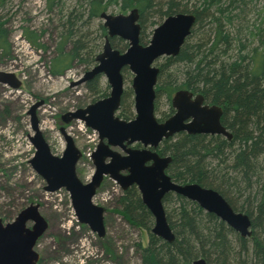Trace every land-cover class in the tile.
<instances>
[{
    "label": "rangeland",
    "instance_id": "obj_1",
    "mask_svg": "<svg viewBox=\"0 0 264 264\" xmlns=\"http://www.w3.org/2000/svg\"><path fill=\"white\" fill-rule=\"evenodd\" d=\"M231 1L222 0L221 2L228 10L227 19L225 14L219 16L225 21L224 23L231 22L235 30H239L245 37L250 38L247 30L252 33L258 32L264 37V0H235V6L231 4ZM193 2L194 0L187 2L188 10L193 9ZM100 3L105 7L100 12L111 15L127 14L132 9H121L120 0H100ZM182 3L186 1L182 0ZM91 5L92 0H55L49 8L47 0H0V29L6 31L8 45L6 49L0 48V72L12 73L20 82L18 88H12L7 83H0V219L4 223L11 222L17 213L28 204H40L39 211L49 220V229L37 241L35 250L42 260L46 261L45 264H82L79 258L84 260L83 264H95L97 260L103 258V264H141V253L137 243H141L143 247L147 246L149 228L153 219L149 217L148 222L144 221L145 224L142 226L133 225L124 219L116 210L121 189L115 182L105 177L96 192L94 201L106 208L104 214L106 234L98 240L87 226L77 222L68 192L63 188L55 192L44 191L45 181L29 163L35 149L28 138L33 134L28 111L33 105L38 104L35 109L39 122L38 127L43 131L50 151L55 155L62 154L65 141L60 127H64L82 153L76 164L79 179L87 182L94 171L91 153L98 143L97 133L80 119L65 124L61 116L68 111L84 108L108 95L107 80L103 75L96 82L93 80L79 82V80L96 65L95 58L102 52L105 37L111 47L120 52L126 50L128 41L119 36H107V29L103 26L104 19L100 18V15H90ZM69 14L72 15L73 30L62 52H70L73 47L72 43L76 39L81 41L82 46L77 50L78 57L73 58L66 69L60 74H53L52 60L60 53L58 46L65 38L62 36L67 34L65 20L68 19ZM148 14L149 11L145 14L146 18L141 26L139 42L142 45L149 43L154 28L166 17L151 16V12ZM208 26L203 25L201 31H209ZM27 32H33V37L37 36L35 43L28 41ZM194 36L197 35L194 34ZM194 40L195 38L192 37L191 42ZM252 45L256 46L257 43L253 41ZM166 57L173 56H161L154 63L162 69V74L158 77L155 86L154 101V116L159 122H163L173 114L170 89L167 84H161L160 87L159 83L163 80L170 81L177 78L175 84L180 85L182 83L180 73L185 66L184 63L168 65ZM132 76L133 74L127 69L123 71L124 96L127 98V103L126 106L122 104L116 111L117 114L123 110L128 111L129 117L125 118L126 120L134 118ZM196 93L204 97L203 94ZM206 102L216 105L207 99ZM222 126L226 127L224 130L226 129V132L233 137V130L228 128L226 123ZM192 135L184 131L175 133L161 142L157 150L163 156L172 157V154L176 152V143H187ZM206 136L208 140V136L217 137L216 134L210 133ZM237 136L233 147L235 154L236 150L240 151L241 147L240 133H237ZM113 150L124 154L117 147ZM231 159L225 160V164H220L216 159H206L204 165L190 168V171L196 172L200 178L199 180L193 179L194 182H190L191 179L187 172L177 174L178 170H174L172 162L168 166L167 174L173 183L180 186L184 185L181 183H195L203 188L217 190L231 203L235 211L244 212L249 219L248 234L245 236H241L217 217L223 222L220 232L227 238L226 246L230 245L228 263L264 264V253L263 255L259 252L255 253L256 248L264 252V218L259 217L257 208L261 200L260 189L264 188V147L249 160L253 170H248L247 179H251L253 189L247 188L248 182L242 174V169L241 173H232L236 181L232 190L236 196L229 192L231 180H234L229 179L231 173L227 172L226 176L219 175L221 177L219 180L216 179L218 174H215L218 169L229 171L228 167L232 164ZM191 165L195 166V163L191 162ZM223 186L226 190L222 189ZM238 193H241L240 197L237 196ZM178 194H170L169 201L162 203L166 221L174 237L177 228L182 224L181 216L188 214L193 221L197 222L200 219L206 223L210 213L202 209L194 200ZM253 197L255 199L252 200V205H249V199ZM52 225L57 226L59 231H52L50 229ZM184 229L179 230L183 236L185 235V240L190 239L193 245L189 264L199 258H203L206 264H223L224 260L222 262L221 258L215 254H206L204 257L201 246H204L205 250H209L211 246L204 242L199 243ZM203 233L205 236L210 234L207 229ZM239 238L245 240L244 243ZM64 247L65 251L61 252ZM65 261L68 262L65 263ZM40 264L44 263L41 261Z\"/></svg>",
    "mask_w": 264,
    "mask_h": 264
},
{
    "label": "water",
    "instance_id": "obj_2",
    "mask_svg": "<svg viewBox=\"0 0 264 264\" xmlns=\"http://www.w3.org/2000/svg\"><path fill=\"white\" fill-rule=\"evenodd\" d=\"M138 17L136 8H132L127 14L100 13L107 36H119L127 40L128 47L124 52L113 49L105 37L102 52L95 58L96 65L79 82L102 73L110 87L109 94L84 108L68 111L61 116L65 124L80 119L98 134V143L91 153L94 167L91 179L83 182L77 176L76 164L82 153L64 127H60L65 141L62 154L55 155L50 151L38 127L35 114L38 104L28 111L33 131L29 140L35 149L29 163L45 181L43 189L46 192H55L61 188L68 192L77 220L99 237L105 234V208L93 203L92 198L106 175L122 189L131 184L137 185L143 204L154 217L152 232L167 242H171L174 235L166 221L161 197L170 190L194 200L202 209L214 213L241 236H245L249 226L247 215L235 212L213 189L203 188L195 183L182 186L173 183L164 172L170 158L147 148H153L161 139L181 131L189 134L225 132L220 123L221 108L202 104V95L193 96L186 89L174 93L172 106L175 112L169 118L159 122L154 116V85L159 69L153 63L161 56H175L179 52L190 33L195 16L190 13L166 16L154 28L147 45L139 42L141 26L137 22ZM123 67H127L133 74L131 88L134 118L130 120L115 114L123 92ZM0 83H7L12 88L20 86L14 75L7 72H0ZM133 142L140 143L142 148L128 147ZM109 146L118 147L125 154L122 155ZM148 161H151L149 165L146 164ZM120 171H126V174H121ZM38 206L37 203L27 205L11 222L4 224L0 219V264H36L38 254L34 246L47 227ZM28 222L32 223L30 227L27 226ZM192 264L206 262L199 258Z\"/></svg>",
    "mask_w": 264,
    "mask_h": 264
},
{
    "label": "trees",
    "instance_id": "obj_3",
    "mask_svg": "<svg viewBox=\"0 0 264 264\" xmlns=\"http://www.w3.org/2000/svg\"><path fill=\"white\" fill-rule=\"evenodd\" d=\"M54 1L47 0L49 8ZM183 1L186 3H182V0H120V7L123 10L135 7L140 14L141 24L148 11L149 14L151 12V16L157 15L160 18L176 13H191L195 16L190 34L184 40L179 52L173 57H166L168 65L185 64L180 73L182 83L180 85L175 84L177 78H174L170 81L163 80L159 86L167 84L170 93L179 87L187 88L203 94L208 101L221 105L223 107V121L228 128L233 130V137L227 141L223 138L208 136V140L206 135L193 134L187 143H176V152L172 154V167L174 170H178L177 174L179 175L187 172L191 179L190 182H194L193 179L199 180L200 178L196 172L192 173L190 168L204 165L206 159H216L220 164H225V160L232 158V164L228 167L230 168L229 171L218 169L215 174H218L216 179L219 180L221 178L219 175L226 176L227 172L231 173L229 179L234 180L229 182V192L235 195L232 188L236 181L232 173L236 172L235 174H237L243 171L242 174L247 179L248 170H253L252 164L249 162L250 157H255L264 147V37L258 32L252 33L249 30H247V34L250 35V38L245 37L239 30H235L236 28L231 22L229 24L224 23L225 21L219 16L225 14L227 19L228 10L221 4L222 0H194L192 10L187 9L189 0ZM235 2L233 0L231 4L235 6ZM103 8L105 7L101 5L100 0H92L90 15L99 16ZM67 18L65 20L67 34L62 36L65 38L59 43L58 50L60 53L52 60L51 71L53 74H60L66 69L70 61L78 57L77 50L82 46L81 41L76 39L72 43L73 47L70 52H62L63 46L67 38H70L73 30L72 15L69 14ZM203 25H209L210 30L201 31ZM32 34L33 32H27V39L29 42L35 43L37 36L33 37ZM192 37L195 38L193 42H191ZM253 41L257 43L256 46L252 45ZM7 46L6 31L0 29V48L6 49ZM161 74L162 69L159 76ZM126 100L127 98L123 96L122 104L125 106ZM119 116L127 118L129 113L123 110ZM237 133H240L241 147L239 146L240 151L236 150L235 154L233 147ZM191 162L195 163V166L191 165L194 167L190 166ZM222 172L224 173L222 174ZM247 182V188L253 189L250 178L247 179ZM222 189L226 190L225 186ZM260 192L261 200L257 208L259 217L264 218L263 187ZM240 194L238 193L237 196L240 197ZM222 197L227 203L229 202L224 196ZM254 199V197L249 199L248 204L252 205ZM117 206L116 210L131 224L142 226L145 224L144 221L148 222L149 220L148 210L142 205L132 187L126 189L123 195L117 199ZM237 212L244 213L242 211ZM181 218L182 224L177 228L173 241L166 242L149 234L147 246L143 247L139 244L141 264H177L178 262L189 264L193 245L190 239L189 241L185 240V235L181 234L179 229L182 230L183 228L199 243L204 242L211 246L209 247L210 251L201 246L204 257L206 254H215L221 258L222 262L224 260L223 264H229L230 245L226 246L227 238L220 232L224 221L218 220L211 213L208 214L206 223L200 219L195 222L189 218L188 214L181 216ZM206 229L210 234L205 236L203 231ZM240 241L244 243L245 240L240 239ZM260 250L256 248L255 253L259 252L263 255L264 252Z\"/></svg>",
    "mask_w": 264,
    "mask_h": 264
},
{
    "label": "flooded vegetation",
    "instance_id": "obj_4",
    "mask_svg": "<svg viewBox=\"0 0 264 264\" xmlns=\"http://www.w3.org/2000/svg\"><path fill=\"white\" fill-rule=\"evenodd\" d=\"M139 13V12H138ZM139 24H140V26H143L142 24H141V22H140V14H139V17H138V21H137ZM193 26V25H192ZM191 29H192V27H191ZM191 31V30H190ZM141 32V31H140ZM190 34V33H189ZM189 36V35H188ZM187 36V37H188ZM186 37V38H187ZM185 38V39H186ZM156 62V60L154 61V63ZM154 63H153V66H155V67H157L158 69H159V72H158V75H157V78H156V82H157V79H158V77H159V75H160V70H161V68H159L158 66H156V65H154ZM128 70L129 72H130V70L127 68V67H123L122 69H121V75H122V80H123V92H122V95H121V98H120V104H119V107L122 105V99H123V96H124V77H123V71L124 70ZM131 73V72H130ZM132 74V73H131ZM103 74L101 73V74H97V75H95L93 78H91L90 80H93L94 82H96L97 80H98V78L100 77V76H102ZM104 76V75H103ZM105 77V76H104ZM156 82H155V85H154V93H155V97H156V88H155V86H156ZM107 87H108V90L110 91V87H109V85H108V83H107ZM180 89H186V90H188V91H190V92H192L193 93V96L194 95H196L197 93L196 92H193V91H191V90H189V89H187V88H182V87H179V88H176L175 90H173L171 93H170V95H171V97H170V102H171V107L173 108V106H172V97H173V95H174V93L177 91V90H180ZM131 91H132V88H131ZM108 94H109V92H108ZM132 94H133V92H132ZM107 95V94H106ZM155 97H154V101H155ZM203 97V96H202ZM133 100V99H132ZM133 102V101H132ZM154 103V102H153ZM204 103H206V105L208 104L207 102H206V99H205V97H203V101H202V104H204ZM133 104V103H132ZM208 105H212V104H208ZM216 105H219V104H216ZM220 106V108H221V115H220V123H224V121H223V107L221 106V105H219ZM119 109V108H118ZM134 109V108H133ZM153 112H154V110H153ZM175 112V109L173 108V113ZM117 116H119V114H117V113H115ZM120 118H124V117H121V116H119ZM125 119V118H124ZM72 121V120H71ZM70 121V122H71ZM187 121H189V120H187ZM186 121V122H187ZM221 124V125H222ZM38 126H39V122H38ZM224 126V125H223ZM224 128H226V127H224ZM225 132H219V133H214V134H216V136L218 137V138H223L224 140H227V141H230L231 139H232V136L229 134V133H227L226 132V129L224 130ZM42 132V135H43V131H41ZM96 132V131H95ZM181 132H183V131H181ZM184 132H186V131H184ZM97 133V132H96ZM177 133H179V132H177ZM187 133V132H186ZM189 134V133H188ZM199 135H207V133H200ZM43 137H44V135H43ZM28 138H29V136H28ZM45 138V137H44ZM97 138H98V134H97ZM166 139H168V138H163V139H161V141H159V143L155 146V147H153V148H151V147H149V146H147V148L148 149H151L152 151H155L158 155H160V156H163L162 155V153L161 152H159L158 150H157V148L159 147V145L160 144H162L161 142H163V141H165ZM46 140V139H45ZM111 149H113V148H115V147H112V146H109ZM128 147H130V148H138V149H141L142 148V145L140 144V143H138V142H133V143H131V144H129L128 145ZM118 148V147H117ZM120 149V148H119ZM121 150V149H120ZM116 151V150H115ZM122 151V150H121ZM162 151H163V149H162ZM118 152V151H117ZM120 153V152H119ZM124 153V152H123ZM121 154V153H120ZM125 154V153H124ZM124 154H122V155H124ZM167 156V155H166ZM168 157L170 158V160L168 161V163H167V166H166V168H165V170H164V172H165V174L166 175H168L167 174V172H168V166H169V164L172 162V157H170L169 155H168ZM81 158V157H80ZM79 158V159H80ZM79 161V160H78ZM109 161V159L107 158L106 159V162H108ZM151 163V161H148V162H146V164L147 165H149ZM120 173L121 174H126V171H120ZM92 176V175H91ZM169 176V175H168ZM105 177H108L109 178V176L108 175H106V176H104L103 177V179L105 178ZM170 177V176H169ZM42 178V177H41ZM43 179V178H42ZM91 179V178H90ZM109 179H111V178H109ZM113 182H115L116 184H117V186H119V188L121 189V194L118 196V198L121 196V195H123V193H124V191L126 190V189H128V188H133L134 189V191L136 192V194H137V196L139 197V199H140V202L142 203V205L146 208V206L143 204V202H142V199H141V193H140V191H139V189H138V187H137V185H135V184H131V185H129L126 189H122L121 188V186L115 181V180H113V179H111ZM170 180H172L171 179V177H170ZM89 181V180H88ZM103 181V180H102ZM173 181V180H172ZM175 182V181H174ZM102 183V182H101ZM181 184H187V183H181ZM101 185V184H100ZM45 186V185H44ZM43 186V187H44ZM100 187V186H99ZM98 187V188H99ZM97 188V189H98ZM97 189H96V191H95V194H94V196H93V198H92V201H93V203H95V204H97V205H101L102 206V204H98L97 202H95L94 201V199H95V197H96V192H97ZM44 190V189H43ZM214 190V189H213ZM45 191V190H44ZM215 191H217V190H215ZM218 192V191H217ZM172 193H174V194H178V193H176L175 191H172V190H170V191H167V192H165L163 195H162V197H161V203H164V202H168L169 200V196H170V194H172ZM221 196H223L220 192H218ZM179 195V194H178ZM181 197H184L185 198V196H183V195H180ZM70 199V198H69ZM34 204H36V203H34ZM228 204H229V206L231 207V205H230V203L228 202ZM29 205V204H28ZM39 206H38V211H39V208H40V204H38ZM72 207V206H71ZM25 208V207H24ZM105 208V207H104ZM232 208V207H231ZM23 209V208H22ZM73 209V208H72ZM147 209V208H146ZM148 210V209H147ZM74 211V210H73ZM105 212H106V208H105ZM105 212H104V214H105ZM149 212V211H148ZM39 213H40V211H39ZM41 214V213H40ZM75 214V213H74ZM149 214H150V217L153 219V222H152V225L150 226V228H149V233L148 234H151V235H153V236H156V237H158L159 239H161V240H164V239H162L161 237H159L158 235H156L155 233H153L152 232V228H153V225H154V217L151 215V213L149 212ZM42 215V214H41ZM43 216V215H42ZM104 216V215H103ZM76 217V216H75ZM217 217V216H216ZM43 218L46 220V223H47V227H46V229H45V231L43 232V234L37 239V241L39 240V239H41L44 235H45V233L47 232V230L49 229V220L45 217V216H43ZM124 218V217H123ZM219 218V217H218ZM125 219V218H124ZM76 220H77V217H76ZM105 220V219H104ZM77 222H79L78 220H77ZM4 223V222H3ZM5 223H7V222H5ZM4 223V224H5ZM80 223V222H79ZM80 224H82V223H80ZM31 225H32V223H31ZM31 225H29V222L27 223V226H31ZM82 225H84V224H82ZM133 225H136V226H138L137 224H133ZM85 226H87V225H85ZM104 226H105V223H104ZM88 227V226H87ZM89 228V227H88ZM50 229H52V231L53 230H57V231H59V229L57 228V226H55V225H52L51 227H50ZM89 230L91 231V229L89 228ZM92 233H94L95 235H96V239H98V240H101L103 237H105V234H106V229H105V234H104V236H102V237H99L95 232H93V231H91ZM175 238V237H174ZM37 241H36V243H37ZM36 243H35V246H36ZM139 244L141 245V243H137V247L139 246ZM35 246H34V250H35ZM105 246V245H104ZM104 246L102 247L103 249H104ZM106 247V246H105ZM139 248V247H138ZM106 249V248H105ZM58 250V249H57ZM36 251V250H35ZM65 251V247L64 248H62L61 249V252H64ZM37 252V251H36ZM60 252V251H59ZM54 253H55V251H54ZM37 254H38V260H37V262H36V264H40L41 263V261H42V263H46V261L44 262V260H42V257L39 255V253L37 252ZM82 264H83V262H84V260L82 259V258H79L78 259ZM77 261V260H76ZM98 261V262H97ZM96 261V263L95 264H103L104 263V258L102 259V260H97ZM66 262H68V261H65V263ZM84 264H86V263H84Z\"/></svg>",
    "mask_w": 264,
    "mask_h": 264
},
{
    "label": "bare ground",
    "instance_id": "obj_5",
    "mask_svg": "<svg viewBox=\"0 0 264 264\" xmlns=\"http://www.w3.org/2000/svg\"><path fill=\"white\" fill-rule=\"evenodd\" d=\"M191 14V13H190ZM221 196V195H220ZM222 197V196H221ZM223 198V197H222ZM224 199V198H223ZM225 200V199H224ZM226 201V200H225ZM227 202V201H226ZM208 212V211H207ZM236 212V211H235ZM211 213V212H210ZM238 213H241V212H238ZM212 214H214V213H212ZM242 214H244V213H242ZM215 215V214H214ZM216 216V215H215ZM223 221V220H222ZM225 222V221H224ZM226 223V222H225ZM227 224V223H226ZM228 225V224H227ZM229 226V225H228ZM230 227V226H229Z\"/></svg>",
    "mask_w": 264,
    "mask_h": 264
}]
</instances>
